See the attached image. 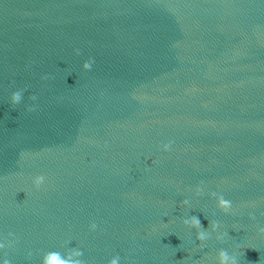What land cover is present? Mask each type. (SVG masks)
<instances>
[{
    "label": "water",
    "instance_id": "water-1",
    "mask_svg": "<svg viewBox=\"0 0 264 264\" xmlns=\"http://www.w3.org/2000/svg\"><path fill=\"white\" fill-rule=\"evenodd\" d=\"M261 229L264 0H0V264H264Z\"/></svg>",
    "mask_w": 264,
    "mask_h": 264
},
{
    "label": "clouds",
    "instance_id": "clouds-1",
    "mask_svg": "<svg viewBox=\"0 0 264 264\" xmlns=\"http://www.w3.org/2000/svg\"><path fill=\"white\" fill-rule=\"evenodd\" d=\"M77 55H79V50H77ZM95 63L94 60L89 59L83 64L84 71L88 72L92 70L93 64ZM43 80H48V76L42 77ZM26 89L17 90L12 93L10 97V102L13 107L18 106L21 104L24 92ZM30 99L35 102L37 100V96L32 95ZM29 112L35 111V108L29 107L27 109ZM163 151L168 152L172 148V142L164 144L162 146ZM45 183L44 176H37L33 180L34 187L39 190L41 186ZM204 189L202 187H197L196 194L198 196L203 195ZM211 196L216 200L217 206L220 210H222L225 214H229L232 210V203L231 201L227 200L222 194H217L215 192L211 193ZM184 205H188L189 201L184 200ZM251 219H255L254 216L250 217ZM185 227L189 229H194L197 232L196 240L199 242L201 248H203L208 240L212 238V233H216L219 231L220 224L217 221H210L209 226L211 228V232L208 229H204L200 219L192 215L183 221ZM97 229V225L93 223L90 226L91 231H95ZM262 234H264V229L260 230ZM13 234L9 233V237H12ZM228 233H220L216 236L217 241L223 242L225 237ZM16 240L13 238L12 242L0 243V249H5L6 247L11 249L15 247ZM31 256V253H29ZM83 252L81 250L72 248L66 254H61L60 252H48L44 254L42 264H84L83 260ZM120 257L117 255L116 257L112 258L109 264H120ZM218 264H239L238 257L236 255H230L226 249H221L217 255ZM5 264H9V261L6 259Z\"/></svg>",
    "mask_w": 264,
    "mask_h": 264
}]
</instances>
